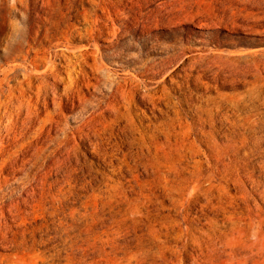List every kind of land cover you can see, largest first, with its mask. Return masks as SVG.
I'll use <instances>...</instances> for the list:
<instances>
[{
  "label": "rangeland",
  "instance_id": "rangeland-1",
  "mask_svg": "<svg viewBox=\"0 0 264 264\" xmlns=\"http://www.w3.org/2000/svg\"><path fill=\"white\" fill-rule=\"evenodd\" d=\"M24 6L0 2V264H264V0Z\"/></svg>",
  "mask_w": 264,
  "mask_h": 264
},
{
  "label": "bare ground",
  "instance_id": "bare-ground-1",
  "mask_svg": "<svg viewBox=\"0 0 264 264\" xmlns=\"http://www.w3.org/2000/svg\"><path fill=\"white\" fill-rule=\"evenodd\" d=\"M12 1V6H21V7H25L24 6V2L25 0H11ZM1 2V0H0ZM20 10V9H19ZM21 11V10H20ZM14 14V13H13ZM10 15V14H9ZM1 21V20H0ZM12 30V28H11ZM14 31V30H13ZM30 34V33H29ZM9 35V34H8ZM12 38V37H10ZM28 38V37H27ZM12 41V40H11ZM29 41V40H28ZM31 41V40H30ZM22 45V44H21ZM25 53V52H24ZM28 54V53H26ZM24 59H27L26 56H24ZM30 60V59H29ZM30 65V64H29ZM1 74V73H0ZM4 81L6 82V79H4ZM29 84V83H28ZM5 87V86H4ZM2 94V93H1ZM10 104L13 105L14 103H16V101H18V98L16 96H10ZM6 102L2 103V105H5ZM15 107V106H14ZM5 113V112H4ZM26 113V112H25ZM15 121L12 119V115L11 116H4L1 117L0 116V141H3L4 139H6L11 133L14 134L15 133ZM14 130V133H13ZM18 132V131H17ZM15 135V134H14ZM20 135V134H19ZM16 136V135H15Z\"/></svg>",
  "mask_w": 264,
  "mask_h": 264
}]
</instances>
